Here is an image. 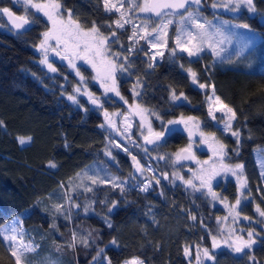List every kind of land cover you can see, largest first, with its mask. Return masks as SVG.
I'll return each mask as SVG.
<instances>
[{
  "label": "trees",
  "instance_id": "1",
  "mask_svg": "<svg viewBox=\"0 0 264 264\" xmlns=\"http://www.w3.org/2000/svg\"><path fill=\"white\" fill-rule=\"evenodd\" d=\"M207 1L206 5L210 4L211 0ZM59 2L65 9L72 10L74 19L84 29L90 28L93 21L101 26L105 36L115 29L113 21L118 14L105 12L102 0ZM257 3L264 12V0ZM3 6L12 8L16 15L24 14L21 5L13 7L12 0H0V7ZM203 11L209 17L214 16L208 7ZM217 15L237 23H248L252 32L262 37L248 53L250 56L234 63L236 68H225L227 64L221 65L210 53L190 59L178 51L172 57L168 50L154 68H149L150 60L140 53L135 71L129 69L126 78L121 80V93L130 101L128 88L140 79L143 87L137 85L140 90L137 100L150 113H158L165 121L181 114L194 116L203 125L211 126L213 132L221 134L214 129L215 124L207 111L206 97L214 86L215 94L236 110L238 118L234 128L241 133L239 146L230 134L224 137V143L232 145V149L238 148L239 152L237 155L233 151L228 163H244L253 185L262 189L254 151L264 148V23L259 16L252 17L246 12L242 17L226 13ZM151 21L150 28L160 22L154 17ZM107 24H112V29ZM32 26L31 31L21 35L9 31L7 24L0 28V121H3L0 126V228L13 219H21L26 229L24 240L38 246L35 251L26 253L29 264H94L92 257L101 248L105 250L102 256L111 258L112 264H123L133 257H139L144 264H194L190 256L185 257L184 247L190 246L193 254L197 245L211 248L209 232L219 235L218 221L225 214L223 209L173 179H161L147 192L141 191L143 181L138 178L132 161L134 155L144 169L147 165L157 176L171 175L178 169L172 167L167 155L185 147L187 139L179 135L166 137V142L147 148L145 154L134 150L129 151V155V152L117 150L106 130L92 123L93 116L98 114V110L92 108L94 105H88L84 99L79 105L67 99L73 94L77 81L60 65H55L58 69L55 74L40 63L42 58L36 50L43 32L50 27L47 19L40 14L39 22ZM172 30L169 49L175 47V27ZM116 32L118 41L110 43V47L114 53L122 54L133 43L129 31ZM259 46L263 48L257 55ZM188 67L198 73L200 83L209 87L200 89L192 84L185 71ZM85 74H89L88 70ZM130 76L131 79H127ZM91 87L97 95L96 87ZM172 89L188 97L183 107L171 101ZM150 116L152 126L159 131L160 121ZM18 137L32 139L24 146ZM109 151L118 163L107 160ZM161 156L165 159H159ZM49 162L56 167H51ZM105 169L125 183L123 193L109 184L92 185L86 178L85 174L103 177ZM85 187L93 191H85ZM262 196V201L258 202L264 210V194ZM227 197L231 204L235 202L233 196ZM113 202L115 207L109 212ZM57 204L63 206L64 213L71 208V219L56 212L54 206ZM74 204L80 207L75 208ZM85 205H91L87 213ZM248 214V230L254 229L260 234L258 242L248 255L241 258L229 253L228 260L236 258L233 264H251L248 257L254 256L257 264H264V224L260 223L264 218L258 217L255 210H248ZM53 223L57 226L55 229ZM73 232L78 237L91 233L90 246L86 248L78 240L74 248L69 247ZM113 239L117 241L116 246L111 244ZM0 264H15L2 237Z\"/></svg>",
  "mask_w": 264,
  "mask_h": 264
},
{
  "label": "snow or ice",
  "instance_id": "2",
  "mask_svg": "<svg viewBox=\"0 0 264 264\" xmlns=\"http://www.w3.org/2000/svg\"><path fill=\"white\" fill-rule=\"evenodd\" d=\"M102 3L105 12L112 13L115 11L119 13L118 18L113 21L115 29H122L125 24L131 22L130 18H126V16L127 12L133 10L139 13L149 14V17L154 16L159 19V24L152 27L151 30H149L147 20H145L142 26L134 25L132 36L129 37V39L134 40L135 43H138L139 40H145L150 48L157 49L154 54L150 55L151 62L148 65L149 68H154L156 66L157 57H164L165 52L160 50L162 48L167 49L172 57L176 56L177 50L186 53L189 58L199 57L206 49L210 50L214 56H219L220 53L223 52V47L220 46L225 42L230 43L235 36V33L225 31L229 25H231L232 28H242L249 32L252 31L248 23H235L233 20H221L220 24H215L212 20H208L202 13L204 0H117V2H113V0H102ZM125 3H127L129 7L126 11H122L125 7ZM12 4L13 7L20 4L24 14L16 15L12 8L7 6L0 7V28H3L5 24H7L9 26V31L15 30L17 35H21L29 31L33 24L39 22L40 14H42L43 17L47 19L48 24H50V27L43 32L42 39L39 45H37L43 57L40 63L46 65L51 72H57V68L49 62V53H53L62 60L68 61L69 67L75 70L80 80L79 84L73 89V93L75 94L68 95V100L79 105L80 101L76 94H80L86 96L92 105L100 109L103 108L100 97L95 96L85 86V77L81 75L77 67L76 60H83L85 63L91 64L93 69L97 71V75L94 79L99 81L105 96L108 93H113L127 103V100H125L119 91L116 73L128 72L132 64L128 56H124V62L120 63H118L120 59L119 54L112 53L111 58H109V44L118 41L115 29L110 32V35L105 36L101 32V26L97 25L96 21L92 22L90 28L84 29L81 23L77 19H74L72 10L65 9L59 0H12ZM208 6L213 10L222 8L228 12H237L242 6L245 7L248 12L255 13L257 11L254 0H211ZM17 10L19 11V9ZM177 16L179 17L178 22L174 20ZM5 17L7 18L6 21L4 19ZM173 24H178L174 39L175 47L168 49V29ZM107 27L112 29L113 25L107 24ZM252 42L253 39L250 37L244 42L243 47L248 48ZM133 50V47L127 49L130 54ZM96 58L100 59L104 66L105 70L103 74H101L100 70L97 68L95 62ZM180 67L184 68V65L181 64ZM185 71L188 77H190L192 84L198 85L200 89L209 87V85L205 83H200L198 73L191 67L186 68ZM137 85L143 87L140 79H137L136 84L133 86L132 91L134 96L140 94L136 91ZM206 98L208 101V116L211 120L222 124V128H219L218 131L221 132V134H230L235 138L236 144L239 146L241 133L238 128H234V122L238 118L236 110L226 104L220 96L215 94L214 86L212 95ZM170 99L177 107H183L184 102L188 101V97L183 92L177 93L175 89L171 90ZM137 109V115L141 116L143 126L145 119L143 112L147 110L140 109L139 105H137ZM85 111H87V109H85ZM217 113H220L219 118L217 117ZM150 115L155 116V118L160 121V130H154L151 122H148V135L144 136V140L148 144L163 143L166 142V137H171L180 132L187 133L188 144L171 154L174 157V163L181 160H196V155L193 150L194 144L208 145L209 149L212 151L213 157H216L217 160L213 161L211 164H209V161H204L203 164H201L200 161L196 160V163L201 166L199 173H193V176L195 179L199 180L200 188L207 189V194L210 195L213 200L218 199L217 193L213 191V181L222 174L225 176L231 174V176L235 177L238 195L235 203L226 205V207H229L230 214H235L233 217L234 220L239 217V208L242 199H249L244 193V189L247 187V178L243 173L244 165L242 163H237L235 165L225 163V157L228 155L227 145L218 139L216 132L204 131L202 127L203 122L194 116L185 117L181 114L179 118L165 121L163 117L156 112H151ZM104 117L108 126L112 128L116 127L107 110H104ZM0 126H3V121H0ZM100 127L104 128L105 125L101 124ZM196 137L199 139L197 140ZM31 139V137H18V141L21 145L31 142ZM114 146L117 148L122 147L120 144H115ZM123 150L129 152L127 147H124ZM145 151H147V149H145ZM233 151L236 152L237 155L239 154L238 148L233 149ZM106 154L109 156L112 155L110 151ZM129 155H131L130 152ZM112 159H115V157H112ZM159 159H165V157L161 156ZM132 161L134 162L136 171H144L143 166L139 163L136 156L132 155ZM49 165L51 167H56L52 162H49ZM262 168H264V165H262ZM147 170L152 171L150 167ZM77 175L79 176L80 174L77 173ZM85 175L86 178L91 181L92 185L109 184L112 188H119L122 193L125 190L123 182L117 183L118 177L113 176L109 179L101 177L98 174ZM173 175L180 180H184V177L180 176L178 173H174ZM163 176L164 179H168L166 173L163 174ZM261 177L264 178V170L261 171ZM153 179H155L156 184L160 183L159 179L155 177H153ZM151 183V181L144 182L141 186V191L147 192L151 187ZM184 183L196 188L192 179L184 180ZM85 191L91 192L93 189L91 187H85ZM72 206L75 208L80 207L79 204H74ZM54 207L57 213L65 216V219H71V208L67 213H64L62 205L57 204ZM112 207H115V202L109 207V212L112 210ZM90 208L91 205H85L84 212H89ZM256 211L260 217H264V210H261L259 205H257ZM191 218L193 220L196 219L195 216ZM243 218L245 220L250 219V217L247 216ZM225 219H227V217H225ZM260 223L264 224V220L260 221ZM108 226L111 227V224L109 223ZM52 227L55 229L57 226L53 223ZM16 231V227L0 230V237L3 238V241L8 242V250L11 256L15 258V264H29L26 260V253L34 251L38 246L25 243L18 244L16 242L18 239ZM209 235L211 236V248H201L197 245L195 257L196 264H205L206 261L211 262V264H218L217 251L224 248L243 258V256L248 255V252L257 244V237L260 234L252 229L248 230L245 236L236 234L235 230L232 229L229 230L227 237L224 239H220L217 235H212L211 232H209ZM90 236L91 233H89L87 237H78L77 233L73 232L72 242L68 246L74 248L79 240V242L87 248L90 246L88 238ZM220 236H223V232L220 233ZM111 244L116 246L117 241L113 239ZM104 251L105 250L101 248L96 255L92 257L94 264H112L111 258L106 255L102 256ZM191 254L190 246H185V257L191 256ZM248 258L251 264H257L254 256H249ZM123 264H144V261L139 257H133L125 260Z\"/></svg>",
  "mask_w": 264,
  "mask_h": 264
},
{
  "label": "rangeland",
  "instance_id": "3",
  "mask_svg": "<svg viewBox=\"0 0 264 264\" xmlns=\"http://www.w3.org/2000/svg\"><path fill=\"white\" fill-rule=\"evenodd\" d=\"M206 1L207 0H204V5L202 7V13H203L204 16L207 17L208 20H212L213 23H215V24H220L221 20H229V19H226V17H221V16H218L217 14L220 15L221 13H226V14H228L230 16H233V17L234 16H239V15L242 17V15L244 16L245 12L248 15L252 16V17H255V15L259 16L261 22L264 23V12L260 8L261 6L258 5V3H257L258 0H254V2L256 4V9H257V11L255 13L248 12V10L245 7H243V6L237 12H228V11H225L224 9H222V8L213 10L211 7L208 6L209 4L206 5ZM113 2H117V0H113ZM128 7H129V5L127 3H125V7H124V9H122V11H126L128 9ZM206 7H208V9L211 12L213 11L214 16L209 17V16L206 15V13H204L203 10ZM113 12L116 13L115 11H113ZM117 14L119 16V13H117ZM151 17H153V16H151ZM151 17H149V14L139 13V12H137L135 10H133L131 12H127L126 18H130L131 22L125 24L124 28L116 29V30H119L120 32L127 30V31L130 32V36L129 37H131L132 36L133 26L134 25H141L142 26L144 24L145 20H147L148 25H149V30H151V28H150L152 26ZM174 20H176L178 22L179 18H174ZM235 23H237V22H235ZM177 26H178V24H173L168 29V37H167L168 49L170 48L169 36L171 35V33L173 31L172 28L175 27V30H176ZM225 31L226 32H228V31L233 32V33H235V36L232 38L230 43L225 42L223 45L220 46V47H223V52H221L219 56H214L211 53L210 50L206 49L204 52H202L200 54L199 57H201L205 53H210V54L213 55V57H214V59L216 61L221 63V65L227 64V65L224 66L225 68L226 67L236 68V66H234V63H236L238 60H243V58H246V56H250V54H248V53H250L251 51L254 50L253 47L255 48L256 43L257 42L259 43L260 40H262V37L259 34H257V33L255 34L252 31L249 32V31H247L245 29H242V28H232L231 25H229L225 29ZM250 37L253 39V42L251 43V45L248 48H244L243 47L244 42L246 40H248ZM174 39H175V35H174ZM174 39H173V41H174ZM130 41L133 44L131 46H129V48L130 47L134 48V50L131 52V54L127 50L126 51H122L123 55L120 54L119 52L118 53L115 52L116 54H119V57H120L118 63L124 62L123 61V57L124 56H128L129 61L131 62L130 59L132 57H134L136 53H141V55H145L147 57V59L150 60V55L154 54L157 51V49L150 48V46L147 44V42L145 40H139L138 43H135L134 40H132V39H130ZM110 46L111 45L109 44V46H108L110 48L109 58H111V54L114 53L111 50ZM262 48L263 47L259 46V49H257V51L255 53H257V55H258V53L260 52V50ZM160 50L164 51L165 53H167L166 52L167 49H163L162 48ZM36 51H37V54L40 55V58H43L41 52L38 49ZM177 51L179 52V50H177ZM179 53L182 54V52H179ZM255 53H253V55ZM184 54H186V53H184ZM199 57H191L190 59L199 58ZM249 58H251V57H249ZM161 59L162 58L157 57V63L160 62ZM49 62L52 63L54 67H55V65L65 66L64 60H59V58H57V57H55V58L49 57ZM95 62L97 64V68L100 70L101 74H103L105 69H104V66H103L101 60L96 58ZM76 64H77V67L79 68V70L81 72V75H83L85 77V81H86L85 86L91 92L93 90L91 86L96 87L95 88V92H97V95H95L93 92L92 93L95 96L100 97L102 103L106 102V105H107V103L110 102V101L112 103H115L114 100H116L118 102V107L113 105V106H111L112 109H110V111L112 110V112L111 113L108 112L112 116L111 118H112L113 122L116 125V127H115L117 129L116 133H114V131L111 129L110 126H108L107 122L105 121L104 110L105 109L107 110L106 106H105V109H98V108L92 106L93 109H95V110L97 109L98 110V114L93 116L92 123L94 125H98L99 127H100L101 124L105 125V127L103 129H105L107 134L109 135L108 138L111 139L110 140V142H112L111 144L113 146L115 144H120L122 146L120 148H117V147L114 146L117 150L125 152L123 150V148L127 147L129 151L137 150V151L143 152V154H145L147 152V151H145V149H147V147H146V144H145L146 141L144 140V136L148 135L147 125H148V122H151V120H150L151 116H150V111L144 105H141L138 102V100H137L138 96H134L133 95V91H132L133 90V86L128 88L129 91H130L131 99L129 101L128 99L125 98V100H127V103H125L124 100H121L119 97L115 96L113 93H108L105 96L103 94L104 90L100 87L99 81L94 79V77H96V75H97V71L93 69L92 65L88 64V63H85L83 60L76 61ZM66 65L69 67L68 63H66ZM42 66L48 68L44 64H42ZM249 68L251 69V66H249ZM83 69H85L84 72H82ZM129 69H131L132 71H135V68H134L133 65ZM70 70H71V74H70L71 77L74 78L77 81L76 85L74 86V87H76L79 84L80 78L76 75L75 70H73L72 68H70ZM87 70L89 72L88 75L85 74V72ZM57 72H58V69H57ZM55 74H56V72H55ZM126 74H127V72H123V73L117 72L116 73L117 84H118L120 93L122 92V88H123V86H121V84H122L121 80H122L123 77H125ZM125 80H123V82ZM136 91L140 93V90L137 87H136ZM73 94H75V93H73ZM76 95H77L79 101L84 99V101L88 105L89 104L91 105V103L88 101L86 96H83V95H80V94H76ZM121 95H122V93H121ZM210 95H212V93H210ZM137 105H139L140 109H146L147 110V111L143 112V116L145 118L144 122H143V126H142L141 116L137 115V111H138ZM125 108H126V110H125ZM219 116H220V113H217V117L218 118H219ZM213 124H215V126L217 128H222V124H219L217 121H213ZM151 125H152V123H151ZM202 127H203L204 131L208 132L207 128L203 124H202ZM152 128L155 130V128L153 126H152ZM224 135L228 136L229 134L228 133H224ZM221 141L224 143L223 140H221ZM29 143L24 144V146H27V144H29ZM112 145L109 144V146H112ZM196 145L199 146V148H203L205 150L208 148V145H200V144H196ZM111 154H112V152H111ZM254 154H255L256 163L258 165L259 174L261 175V171L264 170V168H262V165H264V148H261L260 150H255ZM167 156H168L169 159L172 160V167H173V165L175 164L174 163V157L171 155V153L168 154ZM112 157H115V156H113V154L111 156L106 154V158H107L108 161L118 163V161H116V157H115V159H112ZM169 167H171V166H169ZM148 168L149 167L146 165L143 172H138V171H136V168L134 166V170L136 171V174L138 175V178L140 180H142L143 183L146 182V181H151L152 182L150 188L154 187L155 184H156L155 183V179H153V177H155L156 179H159V180L162 179V180H165V181L173 179L175 182H180L186 189L192 191L193 193L198 194V195L202 194L205 198H207V197L210 198L212 203H213V205L218 206L221 209L222 208L225 209V211H224L225 214L222 216V218L220 217V220L218 221V230H219L218 232H219V235H217V236L220 239L226 238L227 235H228L229 230H232V229L235 230L236 234L240 233L241 235H244V232L248 230V224H250V219L249 220H245L243 217H245L246 215L248 216L249 214H248V210L242 206V203L244 201H247V200H243L242 199L243 201H241V206L239 208L240 216L237 217L234 220L233 217H234L235 214L234 213L230 214L229 207H226V205H231L230 200L229 199H227V201L223 200V199L220 200V198H218L216 200H213L212 197L207 194V189L206 188H200L199 180L195 179L193 175L186 176L183 173H180L179 171L176 172L180 176L184 177V180L192 179L193 184L196 185V188H193L192 186H189V185L185 184L184 180H180V179L176 178L173 175L174 172L171 175L167 174L168 175V179H164V176H162V177L157 176V174L155 173L154 170L148 171L147 170ZM94 170L97 171L99 169H94ZM104 172H105V175L103 177H106V178H109V179H111V177H113V175L111 174V172L108 171V169H105ZM225 177H230V178L232 177L234 182H236V178L231 176V174H227ZM117 183H121V181L117 180ZM123 185H125V183H123ZM260 186L263 187L262 191H264V178H262V182H261ZM262 191H261V193L258 191V194H259V196H261L263 198V196H262L263 192ZM235 200H236V198L234 199V201ZM234 203L235 202H233V204ZM256 208H257V205L255 204L254 205L255 213L258 215V217H260L258 212L256 211ZM225 217H227V219H225ZM260 218H264V217H260ZM11 227H16V229H17L16 235H17L18 239H17L16 242L18 244L19 243L28 244L24 240V237H25V234H26V229L24 228V225H23L21 219H17L16 218V219H13V220L9 221V223H7L4 226H2L0 228V230L8 229V228H11ZM241 230H243V231H241ZM221 232H223V236H220ZM5 243H6L7 247H9L8 242H5ZM253 247H255V245ZM31 252H28V253H31ZM196 252L197 251H195L194 254L192 253L191 256H190V258L193 259V263L194 264H196V260H195ZM217 252L220 255V260H218V264H233V263L237 262L236 258L228 260V256H230L229 253H231L230 250L224 248V249L218 250ZM231 254L233 256H238V255L233 254V253H231ZM205 264H211V262H207L206 261Z\"/></svg>",
  "mask_w": 264,
  "mask_h": 264
},
{
  "label": "flooded vegetation",
  "instance_id": "4",
  "mask_svg": "<svg viewBox=\"0 0 264 264\" xmlns=\"http://www.w3.org/2000/svg\"><path fill=\"white\" fill-rule=\"evenodd\" d=\"M140 56V53H137V55H135L134 57H132L130 60L132 61L131 62V64L134 66V65H136L135 63H136V59L138 58ZM49 57H53V58H55V57H57V58H59V60H62L59 56H56L55 54H53V53H49ZM142 57L144 58V59H146V56L145 55H142ZM76 61H78V60H76ZM64 62H65V66H62V68H64V71L65 72H67V74H71V70H70V68L66 65V63H68V61H66V60H64ZM135 67V66H134ZM84 70L85 69H83L82 70V72H84ZM136 72H137V70H136ZM128 79H131V77H128ZM121 86H122V84H121ZM115 101V103H112L111 101L110 102H108L107 103V105H106V102H104L103 103V108L102 109H105V106H106V108H107V112H112V110L110 111V109H112L111 108V106H116V107H118V102L116 101V100H114ZM138 102H139V100H138ZM117 103V104H116ZM94 107H96V106H94ZM97 108V107H96ZM98 109H100V108H98ZM106 110V109H105ZM110 115V114H109ZM110 117H112L111 115H110ZM176 118H179V116L178 117H176ZM175 118V119H176ZM112 119V118H111ZM206 128H207V131L208 132H213V128L211 127V126H206V125H204ZM111 129L114 131V133H116L117 132V129L116 128H112L111 127ZM214 129L215 130H217L218 131V129L219 128H217L215 125H214ZM216 132V131H215ZM216 134H217V137L220 139V140H224V137H228L227 135H224V134H219V133H217L216 132ZM176 135H179V136H181L183 139H187V141H188V137H187V133L186 132H180V133H176V134H174V135H172L171 137H174V136H176ZM188 144V143H187ZM229 145H227V152H228V155H227V157H225V163H228V161H229V159H230V157H231V154H233V149L231 148L232 147V145H230L229 147H228ZM193 150H194V152H195V155H196V159L198 160V161H200L201 162V164H203V162L204 161H209V164H211L213 161H216L217 160V158L216 157H213V155H212V151L209 149V147L205 150V149H203V148H199V146H197L196 144H194V147H193ZM229 164H231V165H235V163H229ZM243 165H244V169H243V173H244V176L247 178V187L244 189V193H245V195L246 196H248L249 197V199H247V201H244L243 203H242V206L244 207V208H246L247 210H249L250 212H253L255 209H254V205L256 204V205H259V202H258V200L260 201H262V197L261 196H259V194H258V191L261 193V191L263 190V188L262 189H259V188H257V187H255L254 185H253V182L251 181V179H250V177L248 176V174H247V170H246V165L244 164V163H242ZM200 166L201 165H196V166H192V165H190V164H188V165H183V166H179L178 164H177V162H175V164L173 165V168H176V170L178 169V171L180 172V173H183L184 175H186V176H188V175H193V173H199V171H200ZM217 181H218V183H217ZM257 188V189H256ZM261 190V191H260ZM213 191L214 192H216L217 193V196H218V198H220V200L221 199H223V200H226L227 201V199H229L227 196H233V198H237V195H238V191H237V183L236 182H234V180H233V178L231 177H225L223 174L221 175V176H218L217 178H216V180H214L213 181ZM263 192V194H264V191H262ZM207 199L209 200V201H211V199L210 198H208L207 197ZM244 200V199H243ZM242 200V201H243ZM218 207V206H217ZM260 207V206H259ZM223 209V208H222ZM262 210V209H261ZM222 211H225V209H223ZM255 221H252V223H254ZM218 253V252H217Z\"/></svg>",
  "mask_w": 264,
  "mask_h": 264
},
{
  "label": "water",
  "instance_id": "5",
  "mask_svg": "<svg viewBox=\"0 0 264 264\" xmlns=\"http://www.w3.org/2000/svg\"><path fill=\"white\" fill-rule=\"evenodd\" d=\"M154 17V16H153ZM6 18V17H5ZM156 20H159L158 18H156V17H154ZM175 18H179L178 16L177 17H175ZM7 19V18H6ZM9 27V26H8ZM32 27L33 26H31V29L29 30V31H31L32 30ZM14 32H15V30H13ZM29 31H27V32H24V33H28ZM196 139L198 140L199 138L198 137H196ZM159 143V142H158ZM158 143H156V144H158ZM145 144H146V147L147 148H153V147H155V145L156 144H148V143H146L145 142ZM197 160V159H196ZM196 160H181V161H179V162H177V164L179 165V166H183V165H188V164H190V165H192V166H196L197 165V163H196Z\"/></svg>",
  "mask_w": 264,
  "mask_h": 264
}]
</instances>
